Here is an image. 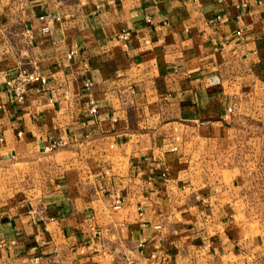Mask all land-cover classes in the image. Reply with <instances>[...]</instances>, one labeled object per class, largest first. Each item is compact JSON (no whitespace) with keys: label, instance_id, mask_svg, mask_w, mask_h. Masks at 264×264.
<instances>
[{"label":"crops","instance_id":"crops-1","mask_svg":"<svg viewBox=\"0 0 264 264\" xmlns=\"http://www.w3.org/2000/svg\"><path fill=\"white\" fill-rule=\"evenodd\" d=\"M261 176L264 0H0V264H264Z\"/></svg>","mask_w":264,"mask_h":264},{"label":"built area","instance_id":"built-area-1","mask_svg":"<svg viewBox=\"0 0 264 264\" xmlns=\"http://www.w3.org/2000/svg\"><path fill=\"white\" fill-rule=\"evenodd\" d=\"M218 19V16L216 17ZM47 28L45 27L44 30ZM128 36V32L124 31L122 33V37ZM33 82H39L44 84L46 82V78L39 74L36 71H28L27 69L20 67L16 70V72L11 75L9 78L5 81V88L13 97V99L16 102H22L25 96V92L27 90L28 85H30ZM91 85L90 82H85L84 86L86 88H89ZM89 104V113L95 114L97 113L98 106L94 99L90 98L88 101ZM231 111V107L228 109ZM64 143L61 140L52 141L50 144L47 145V149H57L61 146H63ZM120 201L118 199H115V205H119ZM30 262H33L35 264H38L40 262L39 257H33L30 259Z\"/></svg>","mask_w":264,"mask_h":264},{"label":"rangeland","instance_id":"rangeland-1","mask_svg":"<svg viewBox=\"0 0 264 264\" xmlns=\"http://www.w3.org/2000/svg\"><path fill=\"white\" fill-rule=\"evenodd\" d=\"M261 166H263V165L261 164ZM261 177L262 178L257 177V180H258V183H259V185H258L259 188L264 187L263 186L264 185V177L263 176H261ZM252 195L257 200H264V190H258L256 193H253Z\"/></svg>","mask_w":264,"mask_h":264}]
</instances>
